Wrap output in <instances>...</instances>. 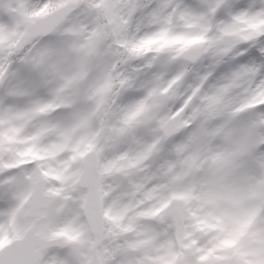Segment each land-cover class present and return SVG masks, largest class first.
Masks as SVG:
<instances>
[{"label":"snow or ice","instance_id":"6c2138e0","mask_svg":"<svg viewBox=\"0 0 264 264\" xmlns=\"http://www.w3.org/2000/svg\"><path fill=\"white\" fill-rule=\"evenodd\" d=\"M0 264H264V0H0Z\"/></svg>","mask_w":264,"mask_h":264},{"label":"clouds","instance_id":"9594fccd","mask_svg":"<svg viewBox=\"0 0 264 264\" xmlns=\"http://www.w3.org/2000/svg\"><path fill=\"white\" fill-rule=\"evenodd\" d=\"M44 259H45V257L42 255V256L40 257V260L43 261Z\"/></svg>","mask_w":264,"mask_h":264}]
</instances>
